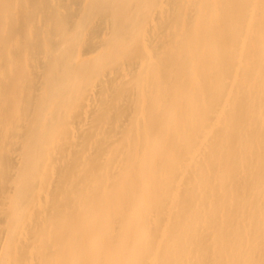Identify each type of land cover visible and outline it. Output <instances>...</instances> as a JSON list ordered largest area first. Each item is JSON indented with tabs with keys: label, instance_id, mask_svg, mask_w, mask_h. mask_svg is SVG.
Here are the masks:
<instances>
[{
	"label": "bare ground",
	"instance_id": "obj_1",
	"mask_svg": "<svg viewBox=\"0 0 264 264\" xmlns=\"http://www.w3.org/2000/svg\"><path fill=\"white\" fill-rule=\"evenodd\" d=\"M0 264H264V0H0Z\"/></svg>",
	"mask_w": 264,
	"mask_h": 264
}]
</instances>
